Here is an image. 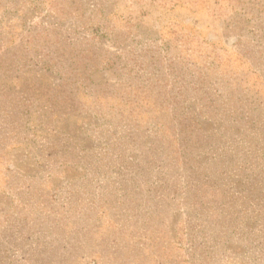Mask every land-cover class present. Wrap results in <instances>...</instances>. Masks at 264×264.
<instances>
[{
	"label": "rangeland",
	"instance_id": "374dc122",
	"mask_svg": "<svg viewBox=\"0 0 264 264\" xmlns=\"http://www.w3.org/2000/svg\"><path fill=\"white\" fill-rule=\"evenodd\" d=\"M0 264H264V0H0Z\"/></svg>",
	"mask_w": 264,
	"mask_h": 264
}]
</instances>
